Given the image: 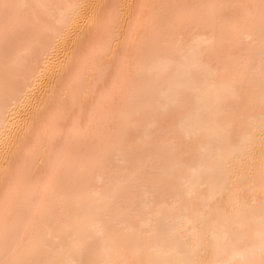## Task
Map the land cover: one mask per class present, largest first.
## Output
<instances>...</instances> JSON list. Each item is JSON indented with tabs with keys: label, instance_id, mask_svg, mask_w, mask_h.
Masks as SVG:
<instances>
[{
	"label": "bare ground",
	"instance_id": "1",
	"mask_svg": "<svg viewBox=\"0 0 264 264\" xmlns=\"http://www.w3.org/2000/svg\"><path fill=\"white\" fill-rule=\"evenodd\" d=\"M0 264H264V0H0Z\"/></svg>",
	"mask_w": 264,
	"mask_h": 264
}]
</instances>
